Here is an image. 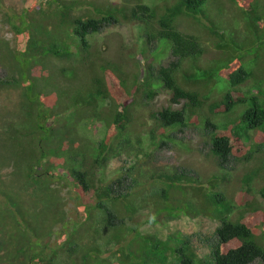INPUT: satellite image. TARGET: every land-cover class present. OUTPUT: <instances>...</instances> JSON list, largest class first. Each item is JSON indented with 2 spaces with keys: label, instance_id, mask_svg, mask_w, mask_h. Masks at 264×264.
<instances>
[{
  "label": "trees",
  "instance_id": "16d2710c",
  "mask_svg": "<svg viewBox=\"0 0 264 264\" xmlns=\"http://www.w3.org/2000/svg\"><path fill=\"white\" fill-rule=\"evenodd\" d=\"M82 3L51 0L56 9L48 13L42 2L29 0L28 9L37 8V14L20 15L28 23L24 48L0 42L5 58L20 61L13 69L20 75L0 76V89L22 91L18 120L7 121L0 133V155L19 174L16 187L25 208L31 212L39 203L54 217L18 219L31 232L11 239L0 225V264H251L257 259L264 264V205L252 185L264 175L263 156L254 158L259 165L244 173L245 186L236 196L222 182L226 174L218 181L160 173L161 186L150 196L116 194L97 175L117 152L115 144L136 129L144 106L140 100L146 96L152 105L162 89L171 97L167 106L150 112L154 145L175 143L178 129L200 124L210 112L204 124L212 126L211 154L221 167L231 159L248 162L264 150V142L254 149L250 140L251 130L264 140V0H157L153 5L120 0L92 2V9L78 11ZM122 22L140 29L145 69L138 64L127 73L119 55L113 60L94 51L89 35ZM13 28L18 36L25 32L22 23ZM168 54L171 60L164 63ZM54 59L62 64H52ZM216 93L221 98H214ZM240 105L249 106L238 118L213 120ZM94 120L106 126L97 144L80 131ZM260 192L264 196V187ZM69 198L79 205L74 217L66 211ZM21 205L13 207L25 215ZM150 205L162 209L166 219L149 215L140 221L138 212ZM176 212L220 220L211 254L202 257L192 235L178 231L162 237L141 230L145 223L171 221ZM35 222L48 224V233H36ZM58 225L64 239L47 251L39 241L51 238Z\"/></svg>",
  "mask_w": 264,
  "mask_h": 264
},
{
  "label": "rangeland",
  "instance_id": "374dc122",
  "mask_svg": "<svg viewBox=\"0 0 264 264\" xmlns=\"http://www.w3.org/2000/svg\"><path fill=\"white\" fill-rule=\"evenodd\" d=\"M39 1L42 2L41 8L45 11L47 10L48 13L56 9V6L50 4L51 0ZM108 1L120 0H82V6L78 11L92 9L93 7L90 4L92 2L106 3ZM143 1L151 5L157 2V0ZM28 4L29 0H0V42L9 41L12 48H24L28 41V23L26 21L21 22L20 15L25 12L33 16L37 14V8L28 9ZM226 5L229 6V3H226ZM56 20L55 16L51 19L49 18L50 28H52V24ZM21 23L25 28V32L18 36L13 24L20 25ZM21 29L23 30L22 27ZM89 39L93 43L94 51L98 50L100 54H106L108 58L113 60L115 58L113 55H119L117 58L123 59L126 63L125 71L127 73L133 71L138 64L145 69L146 62L143 59L142 52L143 40L140 38V29L137 25L130 22H122L118 25L111 24L102 32L89 35ZM104 45L105 48L103 49ZM210 56H212L211 53ZM170 60V54L163 58L164 63ZM51 62L55 65L62 64L61 60L58 59H54ZM29 67L32 69V66ZM14 68H20V61L13 57L5 58L3 52L0 51V76L8 79L14 75L18 77L20 74L16 73L13 70ZM243 87L254 90L252 85ZM21 93V88H14L13 86L0 89V133L6 128L5 123L7 121L18 120V112L16 111L20 109ZM170 97V92L162 89L157 98L151 99L150 103L152 105H147L149 103L148 97L144 96L142 98L144 106L139 114L136 129L126 139L122 140L120 144H115L117 152L112 153L102 169H98V180L103 178L105 184L108 183L107 185H110L116 194L129 192L136 196H150L151 193L161 186L160 182L157 181V176L160 173L171 175L185 172L198 177V179L218 181L223 180V174H226V178L222 182H226V185L231 189L232 196L238 195L245 186L242 181L244 173L259 165H255L258 161L254 158L257 159L260 155L264 157V150L261 153L257 151L255 156H252L253 158L248 162L231 159L224 164V167H221L218 159L211 154V127L206 128L204 123L190 124L187 127L178 129L175 133L177 140L175 143L159 147L154 145L151 141L157 135L150 132V128L155 126V119L151 118L150 112L167 106L170 102ZM175 106L177 107V105ZM244 106L247 108L249 105ZM80 131L90 141L97 144L104 139L106 126L103 122L94 120L84 129L80 128ZM254 134L258 137L259 132L255 131ZM152 136L154 137L151 138ZM263 142L264 140L255 138L251 146L255 149L257 146L260 147ZM9 164L8 157L0 155V225L1 229L5 231L6 238L11 239V237L16 238L21 232L23 234L31 232V228L24 221L18 219H54V217L50 216L46 207L39 203L36 204L35 209H31V212L25 208L23 194L18 193L16 187L19 174L12 170L13 168ZM221 168H225V170H221ZM152 174H155L154 178L156 180L151 178ZM118 180H122L121 185L118 184ZM252 185L259 201L264 205V196L260 192L264 187L263 173L261 177L259 176L253 181ZM229 188L227 189L229 190ZM27 190L30 194L34 193L32 188L27 187ZM68 190L69 186L63 182L62 194L67 195ZM68 197L70 196L67 195ZM21 203V209H25V215L19 213L13 207L14 204L20 205ZM161 206L162 204L160 203L159 208ZM159 208L151 205L143 207L136 217L139 216L138 219L140 221L145 220L149 215H153L154 219H166L165 216L167 215L161 212L162 209L161 211L155 210ZM78 209L79 205L74 200L67 201L66 211L71 217L75 216ZM79 212H83V209H80ZM174 215L177 216L178 213L176 212ZM219 225L220 221L217 219L204 216L190 218L185 213H182L169 222L145 223L141 226V230L143 232L157 233L162 237L178 231L186 235H192L198 248V253L202 257H206L211 254L215 230ZM35 227V232L37 231L40 234L48 233V224L39 225L35 222ZM60 231L63 232V229L58 225L55 229V234L53 233L51 238H48V236L42 237L43 239L39 241L40 245H43L47 251L53 250L64 239L62 234H58ZM101 241L103 242L102 239ZM251 264H263V262L261 259H257Z\"/></svg>",
  "mask_w": 264,
  "mask_h": 264
},
{
  "label": "clouds",
  "instance_id": "9594fccd",
  "mask_svg": "<svg viewBox=\"0 0 264 264\" xmlns=\"http://www.w3.org/2000/svg\"><path fill=\"white\" fill-rule=\"evenodd\" d=\"M143 59H144V57H143ZM144 61H145V59H144ZM171 94V93H170ZM158 96V95H157ZM157 96L155 97V98H157ZM154 98V99H155ZM214 98H221V97H219V94L218 93H216L215 94V97ZM140 101H142V99L140 100ZM244 109H245V106L244 105H240V106H237V108L234 110V111H229V114H227V115H219V116H217V117H215L214 118V116H213V120L215 121V122H227V121H229V120H232V119H234V118H238L239 116H240V114L244 111ZM208 111H207V109L205 110V114L207 113ZM207 117H211V113L210 112H208V114L207 115H205V116H201V123H204V121H205V119L207 118ZM104 123V122H103ZM200 123V124H201ZM105 124V123H104ZM205 125V124H204ZM206 128H208V127H211V130H212V126H205ZM256 130H251V132H250V134L252 135V137L250 138V140H251V143H252V141H253V139H255V134H254V132H255ZM252 159V158H251ZM250 159V160H251ZM249 160V161H250ZM186 216H188V215H186ZM188 217H190V216H188ZM198 217H200V216H198ZM204 217H208V216H204ZM190 218H192V217H190ZM208 218H211V217H208ZM212 219V218H211ZM218 220V219H217ZM220 221V220H219ZM220 225H221V222H220ZM220 225H219V227H220ZM217 230V229H216ZM216 230H215V233H216ZM214 237H215V235H214ZM196 247V246H195Z\"/></svg>",
  "mask_w": 264,
  "mask_h": 264
}]
</instances>
